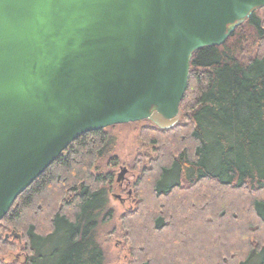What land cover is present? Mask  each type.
Returning <instances> with one entry per match:
<instances>
[{"label":"trees","instance_id":"16d2710c","mask_svg":"<svg viewBox=\"0 0 264 264\" xmlns=\"http://www.w3.org/2000/svg\"><path fill=\"white\" fill-rule=\"evenodd\" d=\"M143 121L119 216L126 264H264V6L192 53L176 124ZM119 125L77 137L16 197L0 264H107L97 231L114 214Z\"/></svg>","mask_w":264,"mask_h":264},{"label":"water","instance_id":"95a60500","mask_svg":"<svg viewBox=\"0 0 264 264\" xmlns=\"http://www.w3.org/2000/svg\"><path fill=\"white\" fill-rule=\"evenodd\" d=\"M262 6L0 0V220L80 135L146 119L176 124L192 53L223 44Z\"/></svg>","mask_w":264,"mask_h":264},{"label":"rangeland","instance_id":"374dc122","mask_svg":"<svg viewBox=\"0 0 264 264\" xmlns=\"http://www.w3.org/2000/svg\"><path fill=\"white\" fill-rule=\"evenodd\" d=\"M142 125H144V121L122 124L114 127V129H109L111 134L115 136V155L121 159L123 164L118 167L115 174L116 183L113 185L112 191L108 194L109 205L112 207L114 213L113 217L109 223L99 226L97 231V239L102 249L105 251L107 264H126V250L122 248L121 244L117 243V240L120 239L119 216L130 208L132 204L131 195H127L123 190L125 186L129 189L136 177V173L132 171L130 165L138 153L139 143L137 136L139 128ZM100 167L106 170V163L100 162ZM123 167L126 168V172L117 181V177ZM115 195H119L120 197L117 198ZM122 199L124 200L123 203L121 202ZM112 228H115V235H108ZM260 260L261 257L256 255L250 263L247 264H260Z\"/></svg>","mask_w":264,"mask_h":264},{"label":"flooded vegetation","instance_id":"af4514ba","mask_svg":"<svg viewBox=\"0 0 264 264\" xmlns=\"http://www.w3.org/2000/svg\"><path fill=\"white\" fill-rule=\"evenodd\" d=\"M124 193H126L127 195H131V194H128V192L130 191L128 188H126V186H125V188H124ZM117 198H119L120 196L119 195H115ZM121 202L123 203L124 202V200L122 199L121 200Z\"/></svg>","mask_w":264,"mask_h":264}]
</instances>
